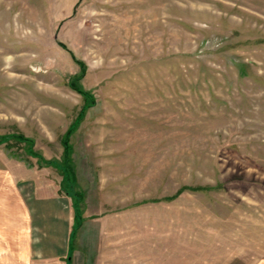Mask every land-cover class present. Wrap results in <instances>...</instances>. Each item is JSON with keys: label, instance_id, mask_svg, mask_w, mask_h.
Masks as SVG:
<instances>
[{"label": "rangeland", "instance_id": "obj_1", "mask_svg": "<svg viewBox=\"0 0 264 264\" xmlns=\"http://www.w3.org/2000/svg\"><path fill=\"white\" fill-rule=\"evenodd\" d=\"M0 264H264V0H0Z\"/></svg>", "mask_w": 264, "mask_h": 264}, {"label": "trees", "instance_id": "obj_2", "mask_svg": "<svg viewBox=\"0 0 264 264\" xmlns=\"http://www.w3.org/2000/svg\"><path fill=\"white\" fill-rule=\"evenodd\" d=\"M78 62L81 64V68H82V71L84 72L85 70V65L83 63V61L81 60H78ZM79 78H76V79H73V81L71 82V87L74 88L78 93L84 95L87 99L88 98H91L92 95L88 92V91H85L81 85L79 84V82L77 81ZM70 131L66 134L65 136V140H64V146H65V151L67 153V156H69V145H68V141H69V137H70ZM17 139L19 140H25L24 137H21L20 135H18V137H16Z\"/></svg>", "mask_w": 264, "mask_h": 264}]
</instances>
